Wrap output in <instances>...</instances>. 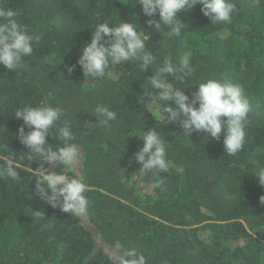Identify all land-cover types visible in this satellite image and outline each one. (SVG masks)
<instances>
[{
    "label": "trees",
    "instance_id": "16d2710c",
    "mask_svg": "<svg viewBox=\"0 0 264 264\" xmlns=\"http://www.w3.org/2000/svg\"><path fill=\"white\" fill-rule=\"evenodd\" d=\"M231 2L236 8L230 23L210 22L196 5L180 16L187 25L181 38L153 33L146 48L156 57L153 70L165 56L178 62L184 52H192L191 77L183 83L168 78L190 97L207 79L244 87L250 110L245 143L235 155L225 153L223 136L217 141L193 133L189 140L176 137L173 125L155 121L141 102L143 91H152L147 81L152 69L144 73L138 61L117 65L95 80L86 81L79 66L67 73L99 23L137 22L138 30L140 24L152 31L136 0H0V7L18 11V19L41 37L25 57V68L0 66V135L19 156L26 149L11 134L22 121L12 112L43 101L64 110L61 119L72 122L74 142L83 153L86 213L119 256L122 245L142 253L146 264H264V187L253 177L257 164L264 165V0ZM97 104L117 114L110 131L85 127V121L96 123L91 114ZM145 126L161 132L168 158L183 172L173 167L161 173L164 194L137 210L117 198L124 193L120 173L140 168L132 157L142 143L131 136L146 131ZM48 142L59 143L51 137ZM54 170L64 173L57 165ZM17 171L19 181L0 178V264H114L106 255L92 254L93 238L77 216L32 195V172Z\"/></svg>",
    "mask_w": 264,
    "mask_h": 264
},
{
    "label": "clouds",
    "instance_id": "9594fccd",
    "mask_svg": "<svg viewBox=\"0 0 264 264\" xmlns=\"http://www.w3.org/2000/svg\"><path fill=\"white\" fill-rule=\"evenodd\" d=\"M196 5H200L202 14L210 22L216 23H230L236 8L231 0H136V7L147 18L146 26L152 31H145L139 23L138 30L137 22L120 20L112 26L99 23L91 31L90 42L80 50L76 64L66 67L67 73L70 75L79 66L86 81L95 80L115 66L133 61H138L145 73L156 61L152 52L147 50L146 41L153 33L167 39L181 38L187 25L180 16L184 10ZM19 15L11 8L0 7V66L7 71L25 68V57L32 55L34 43L41 39L18 19ZM191 57V51L184 52L178 62H174L170 55L165 56L160 65L152 69L147 79L152 91H143L141 102L145 103L155 121L181 128L182 137L189 139L193 133H203L205 138L219 141L223 136L225 153L235 155L244 146L250 110L244 87L239 83L207 79L196 85V91L190 97L185 90L169 83L168 78L171 76L181 83L189 79L194 71ZM12 113L22 124L11 138L18 139L26 151L17 156L9 148V142L0 135V178L19 181L21 173L17 169L23 168L34 176V197L72 216L86 213L89 200L85 195L87 185L83 176L69 177L54 170L56 165L74 170L80 160V145L74 142L72 122L61 119L64 110L43 101L37 106L25 104ZM91 115L96 123L85 121V127L99 126L106 131H110L111 122L117 119V114L103 104H97ZM50 137L59 143L50 144ZM131 137H138L142 143L132 157V161L140 165L132 177L150 175L152 186L163 191L165 177L161 173H168L173 167L181 173L183 167L174 165L168 158V142L156 127H146V131ZM33 162L38 165L35 169L31 167ZM253 177L264 187V165L257 164ZM261 202L264 203V197ZM33 213L36 217L45 216L43 211ZM118 247L121 248L118 264H146L145 256L135 248Z\"/></svg>",
    "mask_w": 264,
    "mask_h": 264
},
{
    "label": "rangeland",
    "instance_id": "374dc122",
    "mask_svg": "<svg viewBox=\"0 0 264 264\" xmlns=\"http://www.w3.org/2000/svg\"><path fill=\"white\" fill-rule=\"evenodd\" d=\"M126 2L127 0H123V3ZM164 103L166 104L167 102ZM173 132L176 137H181L183 135V130L175 124H173ZM57 166L63 169V174L65 175L73 172L77 177L83 176V153L80 150V160L74 170L66 169L64 166L60 165ZM136 172L137 171L135 170H124L120 173V183L123 187L124 193L123 197L117 198V200H119V202L124 206L132 207L137 210H143L148 207L150 201L159 199L164 194L165 190L161 191L160 189L154 188L151 181L146 180L144 177H132ZM77 217L81 226L87 229L93 238L94 248L92 254L106 255L114 264H118L119 255L116 247L109 246L103 242L102 237L99 235L95 226L90 222L87 213L81 214Z\"/></svg>",
    "mask_w": 264,
    "mask_h": 264
}]
</instances>
